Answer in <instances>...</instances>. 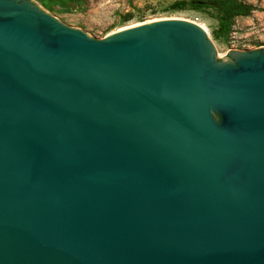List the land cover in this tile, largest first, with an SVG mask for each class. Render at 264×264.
<instances>
[{"label":"water","instance_id":"water-1","mask_svg":"<svg viewBox=\"0 0 264 264\" xmlns=\"http://www.w3.org/2000/svg\"><path fill=\"white\" fill-rule=\"evenodd\" d=\"M0 264H264V48L0 0Z\"/></svg>","mask_w":264,"mask_h":264},{"label":"rangeland","instance_id":"rangeland-1","mask_svg":"<svg viewBox=\"0 0 264 264\" xmlns=\"http://www.w3.org/2000/svg\"><path fill=\"white\" fill-rule=\"evenodd\" d=\"M31 1L65 25L98 38L150 20L182 17L205 26L219 59L226 52L264 48V0H235L249 5L251 11L231 17L223 26L215 8H173L181 0H59L58 4L54 2L57 0Z\"/></svg>","mask_w":264,"mask_h":264},{"label":"trees","instance_id":"trees-1","mask_svg":"<svg viewBox=\"0 0 264 264\" xmlns=\"http://www.w3.org/2000/svg\"><path fill=\"white\" fill-rule=\"evenodd\" d=\"M59 3V0L54 1ZM46 4V2H45ZM186 6L197 9L202 6L215 8L219 13V22L223 26L227 20L236 15H246L251 11V7L247 4H241L235 0H181L173 4V8L184 9Z\"/></svg>","mask_w":264,"mask_h":264},{"label":"bare ground","instance_id":"bare-ground-1","mask_svg":"<svg viewBox=\"0 0 264 264\" xmlns=\"http://www.w3.org/2000/svg\"><path fill=\"white\" fill-rule=\"evenodd\" d=\"M194 21H196V22L199 23L202 27L205 28V26H204L202 23L198 22L197 20H194ZM205 29H206V28H205Z\"/></svg>","mask_w":264,"mask_h":264}]
</instances>
